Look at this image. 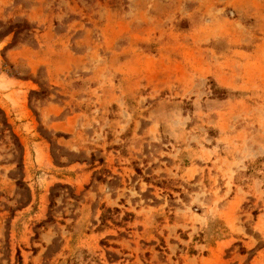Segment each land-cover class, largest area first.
Masks as SVG:
<instances>
[{
	"label": "rangeland",
	"instance_id": "1",
	"mask_svg": "<svg viewBox=\"0 0 264 264\" xmlns=\"http://www.w3.org/2000/svg\"><path fill=\"white\" fill-rule=\"evenodd\" d=\"M0 264H264V0H0Z\"/></svg>",
	"mask_w": 264,
	"mask_h": 264
}]
</instances>
